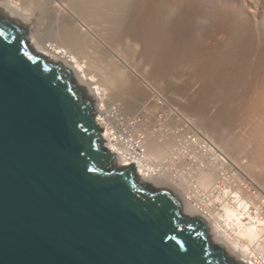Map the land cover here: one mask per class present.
Wrapping results in <instances>:
<instances>
[{"label": "bare ground", "instance_id": "obj_1", "mask_svg": "<svg viewBox=\"0 0 264 264\" xmlns=\"http://www.w3.org/2000/svg\"><path fill=\"white\" fill-rule=\"evenodd\" d=\"M158 2L0 0V10L16 24L31 30L29 44L36 55L75 72L76 85L84 89L98 108L94 121L104 134L103 147L113 155L116 167L127 169L138 164L147 184L175 190L190 215L208 223L214 246L230 251L240 264H264V0H217L216 9H209L205 19L204 12L202 14L196 5L200 1L179 0L178 3H186L197 10L195 14L199 13L197 21L196 16L192 18L196 17V24L205 28L203 46L207 48L206 53L211 50L207 58L218 64V74L215 71L219 88L216 90L219 91L217 117L208 113L210 107L206 111L208 107L204 105L200 109L201 105L197 104L200 108L195 107L196 111L205 110V113L191 112L195 115L190 118L186 112L188 106L185 109L182 103L185 115L177 108L178 101L177 106L172 107L167 96L161 94L159 79L164 76L158 78L159 73L157 76L154 71L148 74H152L151 78L157 76L155 82L159 91L154 79L153 87L143 80L145 75H137L126 60L120 56L115 60L111 55L118 39V44L123 40L121 28L124 26L129 32L126 37L133 43L142 44L146 52L157 53L162 30ZM193 41L198 42L196 38ZM169 53L168 47L165 55L169 57ZM208 65L203 69L207 70ZM210 77L212 80L215 75ZM139 84L144 87L143 92ZM181 95L185 96V92ZM161 113L166 120L155 118ZM212 114L217 123L208 120ZM213 125L218 127L217 132ZM189 136L194 137L192 140L197 141L198 146L187 141Z\"/></svg>", "mask_w": 264, "mask_h": 264}, {"label": "water", "instance_id": "obj_2", "mask_svg": "<svg viewBox=\"0 0 264 264\" xmlns=\"http://www.w3.org/2000/svg\"><path fill=\"white\" fill-rule=\"evenodd\" d=\"M0 10V264H240L138 164L119 169L75 72Z\"/></svg>", "mask_w": 264, "mask_h": 264}, {"label": "rangeland", "instance_id": "obj_3", "mask_svg": "<svg viewBox=\"0 0 264 264\" xmlns=\"http://www.w3.org/2000/svg\"><path fill=\"white\" fill-rule=\"evenodd\" d=\"M145 1V0H144ZM143 0H141V2L143 3L144 2ZM159 2H158V6H159V13H160V15H159V17H160V21H161V32H160V34H159V45H158V51H157V53H152L151 51L150 52H146V51H144V47L142 46V44H140V45H137L138 43H133L132 41H131V39L129 38V37H126L128 34L127 33H129V32H126V30L125 29H127L125 26L124 27H122L121 28V35H122V38H123V40H125L124 42H123V40L121 39L120 41V44H118L119 43V39H118V43H116V45L117 46H114L113 48L115 49L116 48V50H113V48H112V50H113V53L111 54V55H113L114 56V58H115V60H117V58L120 56V58H122L123 60H126L127 61V64H130V65H128L129 67H131L132 68V70L137 74V75H140L141 77L142 76H144V77H142L143 78V80L144 81H146L149 85H151V86H153L154 87V84L156 83L155 81H156V77L158 76V74H156V73H159V76H158V78H161V76L163 77V78H161V79H159V81L161 82V87H160V90H159V86H158V84L156 85V86H158L157 88H158V90L161 92V94H163L165 97L167 96V100H168V102H169V100H170V105L171 104H173V105H171L172 107H174V106H177V101H178V104H179V106H177V108H179V109H181V112H183L184 114H185V110H184V107H182L183 106V104L185 105V109H187V106H188V110L186 111L187 112V115L189 116V118H190V116H193V115H195L196 113H197V111L200 113L201 111L202 112H204L205 113V110L206 111H208L209 110V107H210V110L208 111V113L210 112V113H213V114H217V111H218V100H217V98L219 99V97H218V93L217 92H219V91H216V90H219V88H217V71H218V64H217V62H214L211 58H209V56H208V58H207V53L209 52V54H210V51H208L207 53L205 52V50L207 49V48H205V46H203L204 45V36H205V28H204V26H202V28L200 27V26H198V24H196V21L198 20V17H199V13H197V14H195V12H197V10H193V8H192V6H188V5H186V3H183V4H181V3H178L179 2V0H158ZM161 1V2H160ZM198 1H200L201 3L198 5L197 3H196V5H197V7L198 8H200V10L202 11V14H203V12H204V19L206 18L205 16H206V14H207V12L209 11V9L211 10H214V9H216V7H215V4H216V2H217V0H198ZM212 1V2H211ZM215 1V2H214ZM166 3V4H165ZM215 3V4H214ZM171 4V5H170ZM204 4V5H203ZM183 5V6H182ZM186 5V6H185ZM208 5V6H207ZM176 6V7H175ZM195 6V5H194ZM193 6V7H194ZM217 6V5H216ZM185 7H186V9H187V12L191 9L193 12H191V10L188 12V13H190L189 14V17H188V13H186L184 10H186L185 9ZM189 9H188V8ZM204 7V8H203ZM198 8H194V9H198ZM205 9V10H202V9ZM164 9V10H163ZM170 11H169V10ZM173 9V10H172ZM179 10V11H178ZM211 10V11H212ZM166 11V12H165ZM163 13H165V14H163ZM167 13V14H166ZM172 13H173V15H172ZM185 13H186V15H185ZM193 13V14H192ZM177 14V15H176ZM192 14V15H191ZM172 15V16H171ZM171 16V17H170ZM175 16V17H174ZM187 17V18H185V17ZM192 16H198L197 17V19H196V17H195V19H196V21H195V19H194V17L192 18ZM166 18V19H165ZM169 18V19H168ZM190 19V20H189ZM191 19H193L192 20V22H191ZM181 20V21H180ZM163 22V23H162ZM188 23V24H187ZM168 24V25H167ZM180 24V25H179ZM187 24V25H186ZM190 24H191V26H190ZM196 24V25H195ZM177 26V27H176ZM185 27V28H184ZM196 27V28H195ZM119 28V27H118ZM165 28H166V30H165ZM179 28V29H178ZM198 28V29H197ZM201 29V30H200ZM133 30V29H132ZM168 30V31H167ZM188 30V31H187ZM194 30H196L197 32H201L200 34L199 33H197V32H195ZM204 30V31H203ZM191 31V32H190ZM118 32H119V30H118ZM166 32V33H165ZM120 33V32H119ZM163 33H165V36H164V34ZM179 33V34H178ZM191 33V34H190ZM193 33H195V34H193ZM186 34H187V36H186ZM202 34H204V36H202ZM192 35H193V38L195 37L196 38V41H198L197 43H196V45H195V43H194V39L192 38ZM199 35H201V36H199ZM171 36H172V38H171ZM197 36V37H196ZM126 37V38H125ZM165 37H167V38H165ZM191 37V38H190ZM199 37H200V40H199ZM203 37V38H202ZM125 38V39H124ZM130 39V40H129ZM193 39V40H192ZM202 39V40H201ZM181 40V41H180ZM185 40V41H184ZM130 41V42H129ZM161 41H162V43H161ZM164 41V42H163ZM170 41V42H169ZM178 41V42H177ZM184 41V42H183ZM192 42V44H191V42ZM201 41V42H200ZM168 42V43H167ZM172 42V43H171ZM202 43V44H200V43ZM126 43V44H125ZM161 43V44H160ZM166 43V44H165ZM178 43V44H177ZM186 45H185V44ZM122 44V45H121ZM125 44V45H124ZM171 44V45H170ZM194 44V45H193ZM197 44H199V45H197ZM120 45V46H119ZM127 45V46H126ZM134 45H136V46H134ZM202 45V46H201ZM119 46V47H118ZM123 46V47H122ZM126 46V47H125ZM132 46V47H131ZM142 46V47H141ZM191 48H190V47ZM112 47V46H111ZM118 47V48H117ZM121 47V48H120ZM137 47V48H136ZM169 47V51H170V53H169V57H167V55H165V53H166V50H167V48ZM194 47V48H193ZM201 47V48H200ZM195 48H197V49H195ZM200 48V49H199ZM117 49H119V51L117 50ZM125 49V50H124ZM211 49V48H210ZM136 50V51H135ZM198 50V51H197ZM201 51V53H200V51ZM118 51V52H117ZM162 53H161V52ZM185 51V52H184ZM204 53H203V52ZM140 52H141V54H140ZM178 52V53H177ZM193 52V53H192ZM195 52L196 53H198V54H195ZM132 53V54H131ZM147 53V54H146ZM200 53V54H199ZM205 53H206V55H205ZM115 54V55H114ZM129 56H128V55ZM131 54V55H130ZM153 54H155L154 56H152ZM158 54V55H157ZM148 55V56H147ZM145 56H146V58H145ZM158 56V57H157ZM173 56V57H172ZM200 56V57H199ZM204 56H206V58L204 57ZM117 57V58H116ZM155 58V60L153 61V59H151V58ZM175 57H176V60H175ZM129 58V59H128ZM140 60H139V59ZM150 58V59H149ZM157 58V59H156ZM166 58V59H165ZM168 58V59H167ZM186 58V59H185ZM131 59V60H130ZM133 59V60H132ZM145 59V60H144ZM147 59H148V61H152L154 64H156V65H154L155 67H152L153 65V63L151 62V63H149L148 64V61H147ZM171 59L173 60V61H171ZM203 59V60H202ZM208 60V61H206V60ZM137 60V61H136ZM157 60V61H156ZM164 60H169V61H164ZM131 63H130V62ZM133 61V62H132ZM147 61V62H146ZM160 61V62H159ZM162 61H163V63H162ZM180 61V62H179ZM187 61V62H186ZM192 61V62H191ZM157 62H158V64H161V66L164 68V69H162V67L160 68V67H158L157 65ZM204 62H207V64L206 63H204ZM208 62H209V65L210 64H212V65H210V67L211 68H209V65H208ZM212 62V63H211ZM166 63H167V66H166ZM170 63V64H169ZM138 65V66H137ZM148 65V66H147ZM174 65V66H173ZM180 65V66H179ZM208 65V68L209 69H211L210 71H212V73L215 75V77H212V78H214V79H210L211 77L210 76H214V75H211L212 73L211 72H209L208 70V68H207V70H206V68L205 69H203L204 67H206ZM140 66V67H139ZM151 66V67H150ZM204 66V67H203ZM135 67V68H134ZM138 67V68H137ZM144 67V68H143ZM165 67H166V69H165ZM168 67V68H167ZM176 67H177V69H176ZM184 67V68H183ZM212 67H214L213 69H214V71H213V69H212ZM151 68H153V69H151ZM183 70H182V69ZM195 68V69H194ZM200 68V69H199ZM216 68V69H215ZM143 69V70H142ZM146 69V70H145ZM160 70V71H158V70ZM170 69V70H169ZM142 70V71H141ZM155 70H157L156 72H155ZM194 70V71H193ZM198 70V71H197ZM130 71V70H129ZM144 71V72H143ZM154 71V73L153 74H156L157 76L156 77H154L155 75H153V78H151L152 77V74H151V76L150 75H148L149 73H152ZM196 71V72H195ZM205 71V72H204ZM207 71V72H206ZM215 71H216V73H215ZM201 72V73H200ZM165 73V74H164ZM199 73V74H198ZM205 73V74H204ZM206 73H208V74H206ZM210 73V74H209ZM132 74V76H133V73H131ZM147 74V75H146ZM187 74H188V76H187ZM161 75V76H160ZM168 75H169V77H168ZM176 75V76H175ZM180 75V76H179ZM183 75V76H182ZM209 75V76H208ZM134 76H135V74H134ZM166 76H167V78H166ZM170 76H172V77H170ZM195 76V77H194ZM208 76V77H207ZM191 77V78H190ZM194 77V78H193ZM135 78V77H134ZM149 78H151L150 80H149ZM158 78H157V80H158ZM169 78V79H168ZM180 78V79H179ZM204 78H207V79H204ZM131 79L132 80H135L136 81V79L137 78H135V79H133V77H131ZM153 79H154V81H153ZM163 79H165V80H163ZM189 79V80H188ZM138 80V79H137ZM162 80V81H161ZM209 80V81H208ZM211 80V81H210ZM155 82V83H153V82ZM189 83H188V82ZM190 81H191V83H190ZM211 82V83H214V85H212V84H210V83H208V82ZM214 81V82H213ZM216 81V82H215ZM139 82V81H138ZM153 83V84H152ZM168 83H169V85H168ZM171 83V84H170ZM205 83V84H204ZM141 84V83H140ZM139 84V86H141ZM190 84H191V86H190ZM194 84V85H193ZM209 84L210 85H212V86H209ZM217 84V85H216ZM143 85V84H142ZM164 85H168V86H164ZM181 85V86H180ZM162 86L164 87L163 89H162ZM173 86V87H172ZM188 86V87H187ZM194 86V87H193ZM202 86V87H201ZM206 86V87H205ZM169 87V88H168ZM181 87V88H180ZM200 87V88H199ZM210 89H208V88ZM213 87V88H212ZM216 87V88H215ZM141 88V90H142V92H143V89H144V87L143 86H141L140 87ZM167 89V90H166ZM172 89H173V91H172ZM198 89V90H197ZM214 89V90H213ZM168 90H170L169 92H166V91H168ZM177 90V91H176ZM196 90V91H195ZM205 90V91H204ZM209 90V91H208ZM175 91H176V93H175ZM180 91L182 92V93H184L185 92V96L184 95H181L182 93H180ZM184 91V92H183ZM188 91V92H187ZM190 92V93H189ZM199 92H201V95L202 96H200V93ZM204 92V93H203ZM207 92H209V95H210V97H209V95H206V93ZM144 93H145V90H144ZM166 94V95H165ZM171 95V98H170V96L169 95ZM173 94H175V95H173ZM206 96H205V95ZM208 94V93H207ZM178 95V96H177ZM196 95H197V97H196ZM173 96H176V99H174L173 98ZM180 96H182L181 98H183V100L180 98ZM184 96V97H183ZM189 98V100H191V101H189V100H187L186 98L187 97ZM200 96V97H199ZM203 96H204V98H203ZM216 96H217V98H216ZM193 97V98H192ZM195 97V98H194ZM168 98H170V99H168ZM186 100H185V99ZM198 98V99H197ZM201 98V99H200ZM212 100H211V99ZM216 98V99H215ZM146 99V98H145ZM174 101V102H176V103H174L172 100ZM193 99V100H192ZM195 99V100H194ZM185 100V101H184ZM201 100V101H200ZM204 100H205V102H204ZM173 103H172V102ZM180 101V102H179ZM183 101V102H182ZM187 101V102H186ZM203 101V102H202ZM208 101V102H207ZM212 101V102H211ZM216 101H218L217 103H216ZM188 102H190L188 105L186 104V103H188ZM191 102H194V104L193 103H191ZM202 102V103H201ZM183 103V104H182ZM204 103V104H203ZM193 106V108H191L192 106ZM197 104H198V106L199 105H201V108L200 107H198L197 106ZM189 105H190V107H189ZM206 107H208V108H205V110H201L200 111V109H203L205 106ZM208 105V106H207ZM210 105V106H209ZM212 106V107H211ZM171 107V108H172ZM195 107H197V108H200V109H198L197 111H196V109L197 108H195ZM215 107V108H214ZM183 108V109H182ZM213 108V109H212ZM190 109H191V111H190ZM208 109V110H207ZM211 109L213 110V111H211ZM216 110V111H215ZM190 111V112H189ZM188 112H189V114H188ZM191 112H193V113H195V114H193V113H191ZM130 114V113H129ZM162 114V113H161ZM157 115V116H155V118L157 119V118H159L158 120L160 121H163V120H166L165 118L166 117H163L164 115V113L162 114V115ZM191 114V115H190ZM209 115L208 116V120L209 121H211L212 122V124H213V121H215L216 123H217V118H215V117H217V115L215 116V115ZM186 115V114H185ZM196 115H198V113L196 114ZM159 116V117H158ZM162 116V117H161ZM213 116H215L214 118H212ZM195 117V118H194ZM193 117V119H196V116H194ZM164 118V119H163ZM192 118V117H191ZM212 118V119H211ZM157 120V121H158ZM189 120V119H188ZM211 122H209L210 123V128L212 127V125H211ZM215 123V124H216ZM217 125V124H216ZM216 125L213 127L214 128V131L215 132H217V130H215V128L216 129H218V127H216ZM204 126V125H203ZM207 128H209V127H207ZM212 128V129H213ZM206 130H208V129H206ZM208 133V134H207ZM210 132H206L205 134L208 136V135H210L209 134ZM204 134V135H205ZM192 138H194L193 136H189V139H187V141H189L190 143H192V145H197V141L196 142H194L193 140H192ZM198 146V145H197ZM194 148V147H193Z\"/></svg>", "mask_w": 264, "mask_h": 264}]
</instances>
